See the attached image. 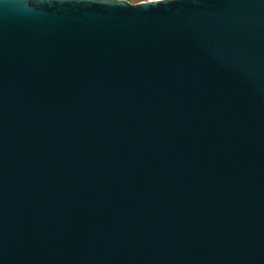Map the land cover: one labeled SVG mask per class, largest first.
<instances>
[{
	"label": "water",
	"instance_id": "1",
	"mask_svg": "<svg viewBox=\"0 0 264 264\" xmlns=\"http://www.w3.org/2000/svg\"><path fill=\"white\" fill-rule=\"evenodd\" d=\"M0 264H264V0H0Z\"/></svg>",
	"mask_w": 264,
	"mask_h": 264
},
{
	"label": "built area",
	"instance_id": "2",
	"mask_svg": "<svg viewBox=\"0 0 264 264\" xmlns=\"http://www.w3.org/2000/svg\"><path fill=\"white\" fill-rule=\"evenodd\" d=\"M128 1V0H127ZM155 1H163V0H140L139 2H155ZM130 2V1H129ZM138 3V2H137Z\"/></svg>",
	"mask_w": 264,
	"mask_h": 264
},
{
	"label": "crops",
	"instance_id": "3",
	"mask_svg": "<svg viewBox=\"0 0 264 264\" xmlns=\"http://www.w3.org/2000/svg\"><path fill=\"white\" fill-rule=\"evenodd\" d=\"M128 1H130L131 3H137V2H139L140 0H128Z\"/></svg>",
	"mask_w": 264,
	"mask_h": 264
}]
</instances>
